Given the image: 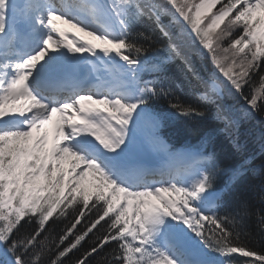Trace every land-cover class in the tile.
Here are the masks:
<instances>
[{"label": "snow or ice", "instance_id": "snow-or-ice-1", "mask_svg": "<svg viewBox=\"0 0 264 264\" xmlns=\"http://www.w3.org/2000/svg\"><path fill=\"white\" fill-rule=\"evenodd\" d=\"M256 236L264 0H0V264H264Z\"/></svg>", "mask_w": 264, "mask_h": 264}, {"label": "trees", "instance_id": "trees-1", "mask_svg": "<svg viewBox=\"0 0 264 264\" xmlns=\"http://www.w3.org/2000/svg\"><path fill=\"white\" fill-rule=\"evenodd\" d=\"M164 135L168 142L177 148L182 147L184 143L189 142L192 139L188 132L179 124L167 128ZM249 147H252L250 142ZM256 147H258V145ZM215 148L220 158L225 162L229 161L234 156L235 150L231 146L230 141L224 137H220ZM254 245L257 247H264V243H261L259 236L255 237Z\"/></svg>", "mask_w": 264, "mask_h": 264}, {"label": "rangeland", "instance_id": "rangeland-1", "mask_svg": "<svg viewBox=\"0 0 264 264\" xmlns=\"http://www.w3.org/2000/svg\"><path fill=\"white\" fill-rule=\"evenodd\" d=\"M56 116H58V114H56L53 118V122L48 126L49 129L53 128L54 127V123H55V119H56Z\"/></svg>", "mask_w": 264, "mask_h": 264}]
</instances>
